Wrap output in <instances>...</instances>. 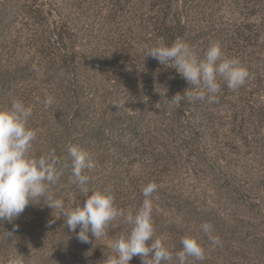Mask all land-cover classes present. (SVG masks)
Returning a JSON list of instances; mask_svg holds the SVG:
<instances>
[{"label":"rangeland","instance_id":"obj_1","mask_svg":"<svg viewBox=\"0 0 264 264\" xmlns=\"http://www.w3.org/2000/svg\"><path fill=\"white\" fill-rule=\"evenodd\" d=\"M104 1L0 0V108L10 107L13 98L34 106L29 126L38 131L35 156L54 148L70 163L68 146L89 151L96 162L94 170H86L90 189L110 188L119 208L126 209L129 200L135 214L144 200L143 186L154 181L153 240L166 238L171 264H179L175 254L182 250L185 235L196 237L206 254L204 260L189 258L187 264H264V0H245L243 8L235 0L220 7L170 0V19L195 17L188 44L201 58L211 42L219 41L226 55L239 58L251 73L235 91L221 79L228 96L218 102L207 101L200 108L198 100H187L193 108L184 115L170 102L173 85L162 77L161 83L153 62L147 61L149 38L139 23L121 12L103 21ZM52 21L61 32L75 35L65 46L77 52L78 75L63 87L57 81L66 78L62 60L53 55L48 40ZM49 95L54 102L45 109ZM121 99L127 103L119 111L113 104ZM224 112L237 113L247 142H234L239 134H230L224 125L228 121L219 120ZM202 114L216 115V120L210 124ZM167 128L173 129L171 137ZM143 133L146 139L147 133L152 135L154 145L136 154L133 145ZM121 145L125 150L119 152ZM52 191L66 207L82 206L86 200L72 183L70 169ZM205 222L213 225L219 245L203 232ZM14 225L19 226L15 239L0 235V261L17 252L25 264H99L113 254L111 241L131 229L119 218L107 237L95 240L89 234L92 243H82L79 227L73 232L66 217L43 200L30 202L11 223L0 219V233Z\"/></svg>","mask_w":264,"mask_h":264},{"label":"clouds","instance_id":"obj_2","mask_svg":"<svg viewBox=\"0 0 264 264\" xmlns=\"http://www.w3.org/2000/svg\"><path fill=\"white\" fill-rule=\"evenodd\" d=\"M147 49V57H152L161 65L171 64V68L189 83L184 94L176 93L172 104L179 103L187 96L190 100L218 102L221 92L220 80H224L229 89L235 91L243 87L251 76L248 68L239 58L228 57L219 41H213L201 58L188 43L177 37L171 45L160 38L157 46ZM54 98L49 95L44 101V108L52 106ZM124 100L113 105L119 111L126 108ZM130 110L129 108H127ZM118 111V112H119ZM131 111V110H130ZM34 106H26L21 100L13 98L10 107L0 108V219L9 223L18 218L29 205L41 200L53 210H58L66 217V226L73 232L79 227L77 238L82 243H92L109 235L113 221L123 218L131 225L129 232H121L111 241L113 254H109L99 264H129L133 257H140L142 264H171L173 253L165 245V237L156 235L152 217V196L158 185L151 181L142 188L144 200L140 208L133 213L117 207L115 195L110 188L90 189V176L86 170H94L96 162L89 151L79 145H70L67 151L71 157L63 161L50 149L40 156L32 154L38 131L29 126ZM58 165L60 167H58ZM65 169L71 171V181L86 198L84 204L65 205V201L57 198L52 186L57 184ZM55 220L49 222L54 223ZM14 225L12 231L5 230L0 235L7 240L14 237L18 230ZM213 245L221 243L218 236H213V225L205 222L201 225ZM91 234V237L90 235ZM149 241L151 242L149 244ZM182 250L175 254L179 264H187L189 258L202 261L206 258L205 249L196 237L185 235L181 238ZM0 264H25L23 255H15Z\"/></svg>","mask_w":264,"mask_h":264},{"label":"trees","instance_id":"obj_3","mask_svg":"<svg viewBox=\"0 0 264 264\" xmlns=\"http://www.w3.org/2000/svg\"><path fill=\"white\" fill-rule=\"evenodd\" d=\"M224 1L228 2V0H196L195 2L197 3L204 2V4L210 3L211 5L215 4L220 7L222 6V3ZM233 1L234 0H230V3H232ZM244 1L245 0H242V1L235 0L234 4L239 6L240 2H242V4L240 5V8H243ZM104 2H105V6L102 8L103 9L102 20L106 21L108 17H111V16H113V18L115 19V15L119 12H121L123 17L125 18L128 15L127 20H133L135 22H138L139 28H141V30L145 33V36L149 38L147 39L149 47L157 46L160 43V38H163L164 42L168 45H171L177 37L182 38L183 41L186 43H188L189 40L194 38L191 35L192 34L191 29H193L195 17L186 16L185 18H183L180 16L176 19H174V17L173 19H170V11H169L170 4H171L170 0H105ZM132 15L134 17H132ZM209 28L215 29V25L209 26ZM47 33L49 34L48 40L52 41L51 48L54 49L52 53L55 51L53 55L57 56L59 59L62 60L61 61L62 64L60 67H61V71L65 73L66 78L64 79L62 77H59L57 81H59L61 83V87H63L64 85L70 84L69 80H73V78H76L78 75L77 67H76L77 66V62H76L77 52L74 50V48H69L65 46L66 40L68 42L73 41L75 35L68 31L61 32L60 29H58V26L57 27L55 26L54 21L49 23V29ZM194 51L198 52L196 49ZM149 60L150 62H153V67L155 68L154 74H156V77H158L159 80L162 77L168 80V82L171 83V86L173 85V89L171 91L172 95H175L176 93L184 94L185 91L189 89L190 87L189 83L177 72L176 69L171 68V64L161 65L158 62V60L150 56L148 57L147 61ZM145 75L148 76L149 79L151 78L150 73H146ZM160 82L162 83L163 80L162 81L160 80ZM72 85H74V83ZM67 91H70V90L67 89ZM71 92L73 91L71 90ZM225 92H226V89L224 88V86H222L221 92L217 94L218 98H222V96L226 98L228 95H226ZM187 100H190V99L187 96H185L178 106L174 104L175 107H177L176 109L178 113H181L184 115L185 113H189V111L193 108L192 105H190V103ZM198 102L200 103V108H202L203 104L207 102V99L203 101L198 100ZM224 114L225 115L221 116L219 120L228 121L227 123L224 122V125H226V127L229 128L228 132L230 134H237V135L239 134L238 137L234 138L235 141L234 140L233 141L234 142L237 141V143L240 145L243 144V142L241 143V141L247 142L248 137L244 134L245 130L242 131L237 126V120H236L237 113L230 114V113L224 112ZM202 117L206 121L207 120L210 121L211 122L210 124H212V121L216 120V115H214L213 117L211 114H208V115L202 114ZM153 130L156 134L158 133V128H155ZM238 130L240 131L238 132ZM146 132H149V131H146ZM172 132H173V129L167 128L165 130V133L168 136H169V133H171L172 135ZM147 134L150 137L146 139L143 133L139 136V139L133 145L135 147L134 152L136 151V154L139 148L145 149L146 147H150V149L152 150V145H154L151 142L152 135H150V133H147ZM192 134L193 133L191 132L190 135ZM215 134L217 136V131H215ZM155 140L158 141V138L156 136H155ZM177 141L182 143L184 142V139H178ZM144 142H147V144H145ZM233 146H234V143H233ZM118 148H120L119 152H122V150H125V146L123 145H121V147H118ZM126 150L128 151L127 146H126ZM166 152H168V149H166ZM157 154H160V153H157ZM129 186L130 185L128 184V189H129ZM126 200H128V197ZM118 204L119 203L116 202L117 206ZM125 206H126V209L124 210L131 209L132 207L131 201L128 200V203L125 204ZM134 260L136 261H133L130 264H142V260L140 257H135Z\"/></svg>","mask_w":264,"mask_h":264}]
</instances>
